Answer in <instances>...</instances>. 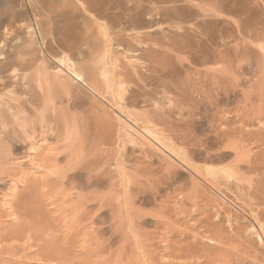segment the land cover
I'll list each match as a JSON object with an SVG mask.
<instances>
[{
    "label": "rangeland",
    "instance_id": "1",
    "mask_svg": "<svg viewBox=\"0 0 264 264\" xmlns=\"http://www.w3.org/2000/svg\"><path fill=\"white\" fill-rule=\"evenodd\" d=\"M17 1L31 19L23 24L22 36L30 45L29 31L35 30L43 57L65 56L78 63L80 52L86 56L96 50L95 42L97 49L110 46L111 57H136L145 83L152 82L155 67L158 76L167 73L168 89L160 88L153 103L118 108L109 96L94 94L61 68L57 107L77 130L73 136L60 130L58 172L64 168L70 176L59 173L48 182L20 179L12 216L1 200L15 175L0 174V264H53L44 257L52 242L63 247L62 264H264V0ZM9 9L8 0H0L1 49L16 43L4 35L14 8ZM103 59L96 62L105 67L104 75L109 59L105 64ZM88 79L89 87L96 82ZM122 82L129 93L144 81L125 76ZM150 110L159 111L168 125L136 122L135 114ZM103 116L111 123L101 132ZM147 125L164 129L159 136L166 146L144 134ZM108 127L118 145L98 146ZM132 133L139 134L138 143L129 140ZM12 135L11 125H0L1 162L10 150L16 158L27 155L26 144ZM2 139L11 146L2 145ZM69 144L73 150H66ZM96 147L102 155L116 151L122 172L112 164L103 172L92 165L88 175L83 163L94 164ZM102 175L106 184L95 187ZM114 182L119 187L115 219L113 205L97 208L100 193L112 197ZM83 186L91 195L89 204H82L91 209L87 216L97 221L103 215V224L77 219L84 210L72 195ZM28 208L51 224L33 231L31 240L22 221ZM102 245L108 249L101 254Z\"/></svg>",
    "mask_w": 264,
    "mask_h": 264
},
{
    "label": "bare ground",
    "instance_id": "2",
    "mask_svg": "<svg viewBox=\"0 0 264 264\" xmlns=\"http://www.w3.org/2000/svg\"><path fill=\"white\" fill-rule=\"evenodd\" d=\"M92 3H94V2H92ZM8 4H9L10 9H11V7H13L14 9L12 10L11 14L9 15V18L11 20L9 22V25H7L6 29L4 30V35H6V37L9 39L12 38L13 40H16V43L14 42V45H12L8 49H6V48L1 49L0 48V125H4V126L11 125L13 127V135H12L13 137L12 138L13 139L17 138V140L22 139L21 143L26 144L25 151L27 154L24 158L20 159V157L16 158L14 153H12L10 150V153H8V152H7V154L4 153L6 159H4L2 162L0 161V174H2L5 171H7V172L12 171L11 173L13 175H15L10 180L9 187L7 189H5V194H2L4 196L1 200V202H2L1 207H3L6 211H8L10 214H12V216H15L13 213L12 204H13V200L16 196V192L19 189L20 179L23 182H24V180H27V179H30V180L34 179V180H38L40 182H43V180H46V178H50L51 176L53 178V176H55V175L57 176L59 173L64 172L63 167H62L63 169H61L62 171L58 172V168L60 166L58 167L59 147L57 146V144L59 143V141H61V140H59L61 138L60 130H61V128L64 130L66 129L67 134H69L70 136H73V134L75 133L77 128H75L74 126H72L68 123L67 117H65V116L63 117L60 114V111L58 110V107H57L56 99H58V97H57L56 89L58 88V82H59L60 77H61L59 74L61 68L68 69V72H70L72 74V76L77 81H79L83 85L87 86L90 89V91H92L94 94L101 96V97H104V98L107 95L110 97L109 101L111 103H113V105L115 107L126 108V109L129 106L138 107L142 103H149L150 101L152 102V100L155 97H157L156 95L160 92L159 91L160 88H162V89L164 88L166 91L168 89V86L164 80L167 79L168 74L164 72L162 74L160 73L161 76L160 75L158 76L159 69L157 68V70H156V67H155V69H154L155 77H152V79H153L151 82L152 84L151 83L150 84L145 83L146 79H144L143 74L139 71L140 70L139 66H138V64H136V61H135L136 57L131 56L132 53L130 54L131 57L126 58V59L123 57L125 60L121 59V60H123V61H121L120 59H117V58H122V56H120V57L117 56V58L115 56L111 57V56H113V53H112L110 46H109V48L104 47L105 49H101V47L97 49V48H95L96 44H93V43H95L93 41H92L93 42L92 46H94V49H96V50L90 49V52L88 54L86 53V56L80 52L81 56L78 59V63L71 61L73 59L70 60L65 56H63V57L62 56H54L53 58H51L49 60L47 57L46 58L43 57L42 53H40L36 48L37 34H36L35 30L32 32L29 31L31 33V36H32V38L30 40L31 41L30 45H27V41L25 40L24 36H22L23 29H24L23 24L26 25V23H28L31 20L30 16H29V12L28 11L26 12L25 11L26 9H24V4L21 2H18L17 0H8ZM8 26H9V28H8ZM29 27L32 28V26H29ZM37 31L39 32V28ZM134 38H135L134 35H132V39H134ZM135 39H137V38H135ZM108 41H110V40H108ZM83 45L85 47V44H83ZM96 47H98V46L96 45ZM87 48H88V44H87ZM90 48H92V47H90ZM112 48H113V46H112ZM134 51H139V50L136 49ZM118 53H119V51H118ZM116 55H118V54H116ZM154 57H156V56H154ZM103 58L107 59V60L109 59L108 60L109 62L107 61V63H109V66H107V68H106V70H107L109 67V71L107 70L108 73H106L104 75H103L102 71H104L105 67H102V64H99L96 62V61L99 62V60H100V62H102L101 60ZM104 59H103V63H104ZM119 60L121 61V64L124 63L123 64L124 67H123V65H121L122 67H120V65L118 63ZM157 62H158V60H157ZM110 64H111V66H110ZM143 64H145V63H143ZM157 64H155V65H157ZM161 67H162V65H161ZM125 76L134 80V82H137L138 80L141 82L142 81H144V82L143 83L138 82L137 84L135 83L137 90L134 88L135 90L134 89L131 91L129 90L130 92L128 93V92H125L124 90H122V86H123L122 80L124 79ZM146 76H148V75H146ZM89 77L93 78L96 81L90 87L88 85L89 84V79H88ZM159 80H161V84L158 83ZM160 94H159V96H160ZM159 100H161V99H159ZM158 106H160V105H158ZM132 113L130 112L131 115H132ZM136 115L137 114H135V116L133 115L134 118H136V122L137 121L140 122L139 120H142V122H144L143 121L144 119L147 120L148 123H149V121H151V123L153 121L156 123L155 126L153 125L154 127H159V128H160V126L165 127L169 123L167 120H163V119L159 118L160 117L159 111H157V110H150L148 112L146 111V114L145 113H144V115L142 114L143 116H141V117L138 115L136 116ZM105 117H106V115H105ZM105 117L103 116L102 120H104ZM130 118H132V117L130 116ZM110 119H112V118H110ZM102 122L103 121H100V123L102 125L101 132L104 130V127L107 129L106 126H108L111 123V121L108 124L107 119L105 118L103 124H102ZM151 123H150V125H151ZM150 125H147V127L143 128L144 134L147 137H149L150 139H152L155 143H157V144L162 143L161 145L164 144L166 146V141L161 139V137L159 136V133H160L159 131L163 130V132H164V129L163 128L162 129H159V128L154 129ZM73 128H75L74 129L75 131L73 130ZM178 128L180 129L181 126L178 125ZM126 129H127V127H126ZM7 131H9V130H7ZM111 131L112 130H110L108 127V131L106 133L104 132L105 136L100 139V144H98V146H102V145L104 146V144L106 146L118 145V144H115V143H118V140H117V138L113 139V137H112L113 132H111ZM61 132H62V130H61ZM133 132H135V131H133ZM86 133H87V131H86ZM85 135L86 134H83V135L80 134V136L78 135V137L82 141H86L87 139L83 140V139H85ZM131 135H133L131 139L129 138V140L131 142L136 143L137 140L140 139L138 136L139 134L137 135L136 133H132ZM71 138H70V140H71ZM75 139H76V137H75ZM166 140H168V139H166ZM2 141H3L2 145H7V144L9 145L11 143L9 141H7V143H5V139H2ZM62 141H65V140H62ZM72 144H74V142H72ZM70 145L71 144L66 146V150L71 149V148H69ZM10 146H11V144H10ZM77 147H81V146L79 145ZM162 147H164V146H162ZM167 149H169V148H167ZM14 150H17V149H14ZM71 150H73V148ZM95 150H96L97 155H96V159H95L94 164H91L90 161H87L84 163L81 162V163L85 164L84 170L87 169L88 175H89V171H91L89 169L92 167V165H95V169L101 168L102 169L101 172H103L105 167H108L109 165L111 166V164H112L113 168L115 167L118 170L122 169V167H120V164H121L120 162H122V158H120L121 156L119 158H117L118 156L116 157V155H115L116 151L111 152V154H104V155H106V156H104L101 154L102 153L101 149H98V147H96ZM170 150L173 151L172 149H170ZM168 152H170V151H168ZM69 154H67V155H69ZM71 154H73V153H71ZM117 155H119V154H117ZM9 158H10V162L7 161V159H9ZM69 159H71V158H69ZM81 159H83V157ZM21 160H24V161H21ZM124 160H125V157H124ZM67 161H66V163H67ZM70 162H72V161L70 160ZM125 162H127V161H125ZM67 167H68V165H67ZM23 170H25V171H23ZM27 171H29L30 173H27ZM71 171H72V169H71ZM66 172H64V174ZM121 172H122V170H121ZM111 174L112 173L110 172L109 175H111ZM62 176H65V175L62 174ZM69 176L70 175H69V171H68V173H66L65 177L69 178ZM71 178H72V176H71ZM0 180H1V177H0ZM65 180H67V179H65ZM95 181H96L95 187H100L101 185L106 184V181L104 180L103 175H102V177L98 176ZM72 183L73 182H71V184ZM91 184L90 185L93 186V183H91ZM112 187H113V189L111 188L113 190L112 191V197L111 198L108 197L110 200L107 197H105L104 194L100 193L101 194L100 197L98 195V198L100 200H97L98 206H97V204H96V206L99 210H101V209L103 210V207H104V209L106 208L104 206L105 203H107L108 209H109L110 204L113 205L112 206L113 211H110V213L113 212L112 213L113 215L112 214L111 215L114 216V219H115V213H116L115 210L118 209V203H113V202L116 201L117 197L119 196L118 195V188H119L118 183L114 182ZM75 188L74 189L72 188V189L75 190ZM80 188H81V190H80L81 193L77 194L76 196L72 195L74 193V192H71L72 190L70 192L72 193L71 194L72 196H74L76 199H79L82 201V202L79 201V202H81V205L78 201L77 202L79 203V205L84 210L85 207L83 208L82 204L88 203L87 200L89 199V197L91 195L86 193L87 190H86V188H84V186L80 187ZM76 190H79V189L76 188ZM106 198L109 201H107ZM89 206H91V205H89ZM88 209H89V207H88ZM90 210L91 209H89V211ZM95 210H97V209H95ZM89 211L84 210V212H82L84 214L79 215V216L77 215L79 217L77 219H82V218L85 219V217H86V220L88 221L87 218H90L87 216ZM34 212H35L34 210H31L28 208L24 217L22 218V221H24L25 225H27L28 227L25 225L24 226L26 228H29L28 231L25 229L27 231V233H26L27 235L24 234L25 232L23 234L29 240L33 239V236L31 235V233L33 231L35 233H37V231H39L41 228H43V227L44 228L45 227L50 228L49 226H51V224L49 222H47V221L45 222L44 220H42V218L41 219L37 218L38 215H35ZM74 213H75V211H74ZM91 213H89V214H91ZM96 214H97V212H96ZM105 214L106 213H104V215ZM108 214L109 213H107V215ZM92 215H93V213H92ZM96 219H97V221H95V220L93 221V219H91L92 220L91 222L95 225H96V223L97 224L98 223L103 224L105 222L103 215H100ZM13 221L17 222L18 218L14 217ZM81 221H80V224H81ZM100 224H98V225H100ZM87 226H89V225H87ZM87 226H85V227H87ZM83 228H84V226H83ZM90 228L88 227L89 230H90ZM114 228H115V226H114ZM114 228H113V230H114ZM100 229L102 231L103 228L100 227ZM101 231H99L100 234H101ZM96 233H95V235L99 234V233L98 234H96ZM117 233H118V231L115 232V234H117ZM13 234H15V233L11 232V235H13ZM62 249H63L62 246L60 247L56 243L52 242L49 246H47L44 249L45 262L48 261V262H51L53 264L54 263L62 264V260H63L62 253H61ZM107 249H108V247H105L102 245L98 251H99V253L102 254V252H105Z\"/></svg>",
    "mask_w": 264,
    "mask_h": 264
}]
</instances>
